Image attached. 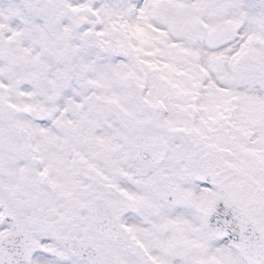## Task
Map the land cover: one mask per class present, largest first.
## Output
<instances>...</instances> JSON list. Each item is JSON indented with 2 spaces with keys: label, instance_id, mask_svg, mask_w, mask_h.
Here are the masks:
<instances>
[{
  "label": "snow or ice",
  "instance_id": "1",
  "mask_svg": "<svg viewBox=\"0 0 264 264\" xmlns=\"http://www.w3.org/2000/svg\"><path fill=\"white\" fill-rule=\"evenodd\" d=\"M0 264H264V0H0Z\"/></svg>",
  "mask_w": 264,
  "mask_h": 264
}]
</instances>
